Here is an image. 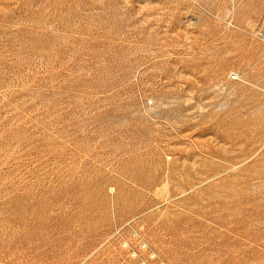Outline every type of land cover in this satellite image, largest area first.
Segmentation results:
<instances>
[{"label":"rangeland","instance_id":"374dc122","mask_svg":"<svg viewBox=\"0 0 264 264\" xmlns=\"http://www.w3.org/2000/svg\"><path fill=\"white\" fill-rule=\"evenodd\" d=\"M264 264V0H0V264Z\"/></svg>","mask_w":264,"mask_h":264},{"label":"built area","instance_id":"2783aa9c","mask_svg":"<svg viewBox=\"0 0 264 264\" xmlns=\"http://www.w3.org/2000/svg\"><path fill=\"white\" fill-rule=\"evenodd\" d=\"M126 225L119 227L115 234L120 237L123 246L129 251L132 258L138 261V264H168L160 253L137 231L135 237H138L137 244L132 243L130 239L124 236Z\"/></svg>","mask_w":264,"mask_h":264}]
</instances>
